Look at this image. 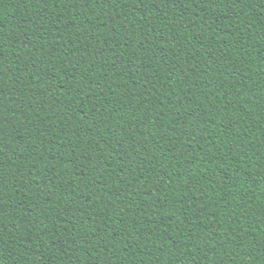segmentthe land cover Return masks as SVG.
Wrapping results in <instances>:
<instances>
[{
	"label": "trees",
	"instance_id": "trees-1",
	"mask_svg": "<svg viewBox=\"0 0 264 264\" xmlns=\"http://www.w3.org/2000/svg\"><path fill=\"white\" fill-rule=\"evenodd\" d=\"M0 264H264V0H0Z\"/></svg>",
	"mask_w": 264,
	"mask_h": 264
}]
</instances>
